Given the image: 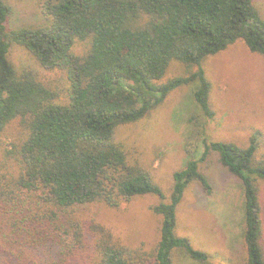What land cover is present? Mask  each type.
Segmentation results:
<instances>
[{"label":"trees","instance_id":"1","mask_svg":"<svg viewBox=\"0 0 264 264\" xmlns=\"http://www.w3.org/2000/svg\"><path fill=\"white\" fill-rule=\"evenodd\" d=\"M42 12L47 24L8 29L12 8L0 0V135L16 118L29 131L8 152L21 156L18 179L0 187V264H173L174 249L206 263V252L176 234V210L189 184L212 192L201 163L214 152L243 185L246 264H264L256 185L264 180V159L255 158L256 135L246 147L202 138L201 156L174 172L167 201L150 172L129 163L115 141L119 126L141 120L185 85L200 115L213 119L204 60L238 40L264 56V16L255 1L44 0ZM77 40L89 42L84 55L73 50ZM13 42L42 67L66 71L67 103L30 71L17 72ZM173 61L196 70L161 81ZM145 194L161 199L151 207L161 216L152 252L116 242L100 224L73 226L76 207H118Z\"/></svg>","mask_w":264,"mask_h":264},{"label":"rangeland","instance_id":"2","mask_svg":"<svg viewBox=\"0 0 264 264\" xmlns=\"http://www.w3.org/2000/svg\"><path fill=\"white\" fill-rule=\"evenodd\" d=\"M4 1L12 8L6 24L8 29L47 24L42 12L44 0ZM254 1L264 16V0ZM88 49L89 42L79 40L73 48L77 55H84ZM9 58L17 72L30 71L57 92L59 102L69 101L70 83L65 70L42 67L28 50L15 42L11 44ZM203 67L212 86L213 119L205 120L200 115L192 87L185 85L171 92L144 118L119 126L115 133V141L123 147L129 163H137L150 172L166 201L173 187L174 172L182 169L188 159L201 156L204 137L246 147L256 135L255 158L264 159V56L250 52L238 40L208 56ZM191 70L196 67L173 61L161 81ZM28 133L20 118H16L0 135V187L12 186L18 179L21 156L8 152L13 145L23 143ZM201 170L207 175L212 192L206 193L196 182L188 185L176 210V234L187 237L195 249L206 252L208 261L193 260L183 250L174 249L173 264H246L242 182L221 164L215 152L201 163ZM256 185L264 249V180L258 179ZM160 201L154 194H145L121 200L118 207L102 202L85 204L74 209L73 226L100 224L112 233L116 242L138 252H152L159 241L161 216L151 207Z\"/></svg>","mask_w":264,"mask_h":264}]
</instances>
